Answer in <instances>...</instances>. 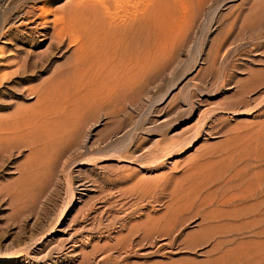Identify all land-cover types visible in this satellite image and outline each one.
Here are the masks:
<instances>
[{"label": "rangeland", "instance_id": "obj_1", "mask_svg": "<svg viewBox=\"0 0 264 264\" xmlns=\"http://www.w3.org/2000/svg\"><path fill=\"white\" fill-rule=\"evenodd\" d=\"M130 1L0 0V264H264V0Z\"/></svg>", "mask_w": 264, "mask_h": 264}, {"label": "bare ground", "instance_id": "obj_2", "mask_svg": "<svg viewBox=\"0 0 264 264\" xmlns=\"http://www.w3.org/2000/svg\"><path fill=\"white\" fill-rule=\"evenodd\" d=\"M75 1H78V0H75ZM83 1V0H82ZM88 1V0H87ZM92 1V0H91ZM96 1V3L94 4H92V5H90V6H92L95 10H97V13L96 14H98L97 15V17H95L96 19H95V22L97 23V26L99 25V30L102 32V40L103 41H105V44H106V46H107V53H108V57H110L111 58V60H114L117 64H121L122 63V60L124 59V51H125V49L127 48H129V47H131L132 46V44L134 43L135 44V32H136V29H137V25H138V21H139V19L137 18V16H135L134 15V18H131V20L129 21V23H125L126 24V26H124V24L122 25V24H119V23H117V22H115V18H116V16H117V12H119V6H120V4H121V2L123 1V0H95ZM138 1V0H137ZM145 1V0H144ZM73 2V1H72ZM72 2H71V4H72ZM130 2H132V0L130 1ZM143 2V1H142ZM150 2V1H149ZM158 2H159V0H158ZM74 3H76V2H74ZM78 3V2H77ZM80 3H81V1L79 2V5H80ZM135 3V2H134ZM144 3V2H143ZM70 4V5H71ZM123 4V3H122ZM125 4V3H124ZM126 4H128V3H126ZM131 4H133V3H131ZM166 4V3H165ZM76 5H78V4H75V6ZM133 5H136V3L135 4H133ZM148 5V4H147ZM168 5V4H167ZM68 6H69V4H68ZM75 6H70L71 8L72 7H74L75 8ZM124 6V5H123ZM131 7H132V5H130ZM129 6V7H130ZM136 6H138V3H137V5ZM149 6V5H148ZM151 6H152V4H151ZM151 6H149V7H151ZM164 6V5H163ZM43 7V6H42ZM46 7V6H45ZM44 7V8H45ZM67 7V6H66ZM88 7V6H87ZM128 7V6H127ZM130 7V8H131ZM145 7V6H144ZM168 7V6H167ZM39 8V7H38ZM37 8V9H38ZM44 8H41V9H43V11H44ZM48 8V7H47ZM77 8V7H76ZM79 8V7H78ZM77 8V9H78ZM81 8V7H80ZM133 8V7H132ZM139 8H140V6H139ZM154 7H152V8H150V12H151V9H153ZM169 8V7H168ZM32 9V8H31ZM33 9H34V7H33ZM41 9H40V11H41ZM66 9H68V7L67 8H65L64 9V11L66 10ZM76 9V10H77ZM82 9V8H81ZM90 9V8H89ZM124 9V8H123ZM127 9V8H126ZM138 10V9H137ZM147 10H148V8H147ZM146 9H145V11H147ZM47 11H48V9L46 10V14H47ZM70 11V10H69ZM121 11V10H120ZM129 11V10H128ZM131 11V10H130ZM149 11V10H148ZM34 12H35V10H34ZM37 12V11H36ZM35 12V13H36ZM42 12V11H41ZM40 12V13H41ZM43 12V13H44ZM51 12V11H50ZM68 12V11H67ZM74 13H75V11H73ZM80 12V11H79ZM90 12H91V10H90ZM136 12V11H135ZM164 12H165V9H164ZM27 13V12H26ZM25 13V14H26ZM33 13V12H32ZM43 13H41V15H40V17L42 16V14ZM56 13V12H55ZM58 13V12H57ZM57 13H56V15H57ZM61 13H63L62 11H61ZM60 13V15H59V13H58V16H60L58 19H56L55 20V22H60V20L61 19H63L62 17H61V14ZM74 13H73V15H74ZM76 13H78V11H76ZM87 13V12H86ZM129 12H127V14H128ZM146 13H149V12H146ZM143 14V16H149V15H147V14ZM166 13V12H165ZM52 14V13H51ZM79 14H81V12L79 13ZM94 15H95V13H93ZM119 14H120V12H119ZM125 14V13H124ZM132 14V13H131ZM30 15V14H29ZM33 14H31L30 16H32ZM35 16H36V14H34ZM53 15L55 16V14L53 13ZM64 15V14H63ZM150 15H151V13H150ZM29 16V17H30ZM47 16H48V14H47ZM71 16V15H70ZM70 16H68V17H70ZM74 16H76V15H74ZM80 16V15H79ZM96 16V15H95ZM133 16V15H132ZM139 16V15H138ZM33 17V16H32ZM57 16H55V17H52V18H56ZM72 17V16H71ZM82 17V16H81ZM128 17V16H127ZM126 17V18H127ZM142 17V16H141ZM160 17V16H159ZM42 18V17H41ZM83 18V17H82ZM130 18V17H129ZM140 18V17H139ZM72 20L71 18H68V20ZM117 19H120V17H118ZM124 19V18H123ZM122 18H121V21H124ZM144 19V18H143ZM142 19V20H143ZM149 19L151 20V18L149 17ZM47 20V19H46ZM84 20V19H83ZM86 20V19H85ZM137 20V21H136ZM142 20H141V23H143V22H145V21H143L142 22ZM51 21V20H50ZM82 21V20H81ZM89 21V20H88ZM88 21H86V22H88ZM91 21V20H90ZM117 21V20H116ZM52 22H54V21H52ZM55 22H54V25L55 26H57L56 24H55ZM69 22V21H68ZM67 22V23H68ZM94 22V21H93ZM127 22V21H126ZM152 22V21H151ZM79 23V22H78ZM121 23V22H120ZM137 23V24H136ZM154 23V22H153ZM64 24V23H63ZM74 24V23H73ZM81 24V23H80ZM86 24V23H85ZM92 24V23H91ZM94 24V23H93ZM152 24V23H151ZM47 25V24H46ZM67 25V24H66ZM71 25V23L69 24V26ZM87 25H88V23H87ZM140 25V24H139ZM52 26V25H51ZM68 26V25H67ZM87 27V26H86ZM88 27H89V25H88ZM66 28L68 29V27H66V26H61L59 29H58V35L57 36H62V37H60V38H63V35H62V33L66 30ZM84 28V27H83ZM91 28V27H90ZM96 28V27H95ZM94 28V29H95ZM72 29V28H71ZM82 29V28H81ZM145 29H147V28H145ZM148 29H150V28H148ZM86 30L88 31V29L86 28ZM70 31H72V30H70ZM95 31H96V29H95ZM66 32H69V31H67L66 30ZM65 32V34H67ZM72 32H74V31H72ZM86 32V31H85ZM99 32V31H98ZM100 32V33H101ZM56 33H57V30H56ZM96 33V32H95ZM94 33V34H95ZM151 33V32H150ZM2 34V33H1ZM74 34H77V33H74ZM90 34V33H89ZM99 34V33H98ZM139 34V33H138ZM142 34H144V32H142ZM68 35H69V33H68ZM86 35H88V34H86ZM96 35H97V33H96ZM147 35V34H146ZM56 36V35H55ZM81 37H82V35H80ZM79 36V37H80ZM98 36V35H97ZM1 37H2V35H1ZM78 37V38H79ZM148 37V36H147ZM4 38V37H3ZM100 38V37H99ZM143 38V37H142ZM59 39V38H58ZM71 39V38H70ZM74 39H76L75 37H74ZM135 39V40H134ZM149 39H150V36H149ZM9 40V39H8ZM8 40H7V42H8ZM11 40V39H10ZM15 40V39H14ZM142 40V39H141ZM65 41V40H64ZM68 41V40H67ZM73 41H75L74 43H77L78 41H76V40H73ZM100 41V40H99ZM138 41V40H137ZM140 41V40H139ZM66 42V41H65ZM65 42H64V44H65ZM80 42H81V40H80ZM83 42V41H82ZM148 42V41H147ZM12 43V42H11ZM83 43H85V42H83ZM154 43V42H153ZM8 44V43H7ZM88 44V43H87ZM104 44V43H103ZM73 45V44H72ZM97 45V44H96ZM99 45V44H98ZM102 45V44H101ZM146 45H147V43H146ZM151 45V44H150ZM63 46V45H62ZM81 46H83V45H81ZM93 46V45H92ZM145 46V45H144ZM76 47H77V45H76ZM84 47V46H83ZM102 47V46H101ZM86 48H88V47H86ZM132 48V47H131ZM137 48H138V46H137ZM142 48H144V47H142ZM2 49H3V51L2 52H4L5 51V49L2 47ZM77 49V48H76ZM82 50H83V48H82ZM142 50H144V49H142ZM88 51H89V49H88ZM87 51V52H88ZM90 52V51H89ZM92 52V51H91ZM93 52H94V50H93ZM140 52H141V50H140ZM151 52V51H150ZM5 53V52H4ZM75 53V52H74ZM78 53H79V51H78ZM151 54V53H150ZM10 55V54H9ZM92 55V54H91ZM101 55V54H100ZM152 55V54H151ZM1 56V55H0ZM93 56V55H92ZM105 57V56H104ZM140 57V56H139ZM81 58V57H80ZM136 58H137V56H136ZM19 59V58H18ZM103 59V58H102ZM1 60H2V58H1ZM4 60V59H3ZM9 60V59H8ZM104 60V59H103ZM139 60V59H138ZM21 60L19 59V62H20ZM100 61V60H99ZM2 62V61H1ZM0 62V63H1ZM12 62H14V61H12ZM19 62L17 61V64H18V66H19ZM51 62V61H50ZM114 62V63H115ZM5 63V62H4ZM15 63V62H14ZM106 63V62H105ZM124 63V62H123ZM139 63V62H138ZM10 64V63H9ZM13 64V63H12ZM16 63H15V65H17ZM21 64V63H20ZM111 64V63H110ZM150 64V63H149ZM1 66L3 65V62H2V64H0ZM71 65V64H70ZM17 66V67H18ZM26 66V65H25ZM133 66V65H132ZM139 66H140V64H139ZM3 67V66H2ZM1 67V68H2ZM130 67V66H129ZM9 68V65H4V68H2L1 70H0V86H2V83L4 82V81H7V79H9L10 77H12L13 75H15V74H13V73H10V72H8V71H2L3 69H8ZM87 68H89V67H87ZM136 68V67H135ZM72 69V68H71ZM70 68H69V70H71ZM76 69L77 68H75V71H76ZM92 69V68H91ZM128 69V68H127ZM127 69H125V71L127 70ZM110 70V69H109ZM15 71V70H14ZM26 71V70H25ZM98 71V70H97ZM108 71V70H107ZM20 72V71H19ZM102 72V71H101ZM15 73V72H14ZM23 73V72H22ZM27 73V72H26ZM100 73V72H99ZM108 73V72H107ZM114 73V72H113ZM18 74V73H17ZM92 74V73H91ZM103 74V73H102ZM125 74V73H124ZM115 75V74H114ZM19 76V75H18ZM79 76V75H78ZM103 76V75H102ZM15 77V76H14ZM25 77V76H24ZM101 76H99V78H100ZM125 77V76H124ZM13 78V77H12ZM81 78V77H80ZM88 79V78H87ZM9 80H11V79H9ZM96 80V79H95ZM93 81V82H97L98 81V79H97V81ZM21 81V80H20ZM116 81V80H115ZM86 83V82H85ZM98 83V82H97ZM100 83V82H99ZM118 83V82H117ZM94 85V84H93ZM95 88V87H94ZM6 128H8V127H6ZM6 128H5V126H3V124H0V142L1 141H3V137H2V131L3 130H6ZM10 129V128H9ZM6 132V131H5ZM8 132V131H7ZM7 134V133H6ZM7 138V137H6ZM173 150V149H172Z\"/></svg>", "mask_w": 264, "mask_h": 264}]
</instances>
